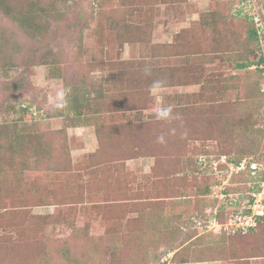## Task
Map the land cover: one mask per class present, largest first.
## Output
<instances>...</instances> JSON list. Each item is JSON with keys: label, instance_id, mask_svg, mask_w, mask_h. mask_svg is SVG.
<instances>
[{"label": "rangeland", "instance_id": "rangeland-1", "mask_svg": "<svg viewBox=\"0 0 264 264\" xmlns=\"http://www.w3.org/2000/svg\"><path fill=\"white\" fill-rule=\"evenodd\" d=\"M55 10L37 39L0 13L17 44L0 60V264H264V199L251 209L257 180L231 162H264V71L236 66L263 53L264 0ZM128 23L145 30L128 40ZM151 67L183 83L143 89ZM104 79L109 109L76 117L67 91ZM248 211L263 215L254 229L228 224Z\"/></svg>", "mask_w": 264, "mask_h": 264}, {"label": "trees", "instance_id": "trees-1", "mask_svg": "<svg viewBox=\"0 0 264 264\" xmlns=\"http://www.w3.org/2000/svg\"><path fill=\"white\" fill-rule=\"evenodd\" d=\"M57 1L69 2L70 0H0V13L5 17L9 18L13 23H15V25L19 29H21L30 38L37 39L40 36L44 37L48 32L51 18L59 16L58 12L55 10L57 6ZM216 18L217 17L213 18V20H216ZM8 30L9 29H7L6 27H0V60H1V56H7L8 58H11V56L8 54L10 52L6 48L8 44H12V46H17L16 42L13 41L12 36L11 35L10 37L8 36ZM144 30H145L144 28H141L138 25H133L128 23L126 25V29H124V32L126 35L129 36L127 38L129 40V38L130 39L133 38L132 36H138L137 34L143 33ZM250 33L254 39H256L257 41L259 40L258 38L259 33L257 29H251ZM263 46H264V42H261V44L258 43L257 45L259 50L262 51H263ZM49 50L50 49H48V52ZM11 53L13 54L14 52ZM12 62L14 63V61ZM129 63L130 62H125L124 65L126 66ZM255 64L257 66L256 68H258V71L261 72L264 71V65H263L264 59L262 55L260 59L257 61L250 59H247V61L240 60L237 62L236 66L237 68H245ZM2 66H5V63H2ZM147 69L149 70L147 74L145 73V70L141 73L142 76L141 82L143 89L146 87L149 89L153 88L152 86L155 81L162 82L160 87L173 86L176 84L183 83L181 74L175 69H171L167 67H163V68L151 67ZM109 81H110L109 79H104L102 80L101 84H99L98 86L93 85L94 82H92V86H88V87L82 84L73 85L67 91L66 106L69 109L73 110L74 115L78 118L82 117L83 115L85 116L83 109H99V108L109 109V103L108 100L106 99L107 95L105 92L106 90L105 86L109 83ZM142 92L138 93L136 100L138 102H146V100L148 101V98H146L145 95H142ZM261 94H264V91H262ZM208 101L209 104L212 105L213 102L215 101V98L213 100H210L209 97ZM138 106L139 105L132 104L130 109H136ZM184 109H200V107L196 106V104H188V106H186ZM96 131L98 136L99 135L101 136L100 126L97 127ZM2 135H6V132L2 130V128L0 127V144L2 145V146L0 145V160L2 158L1 150L4 149L5 147L2 143ZM23 145H28L29 148L34 153H39L42 151L39 147H36L33 144V140L30 136H27L24 139H20V146ZM28 157L30 156L26 155L24 160L22 161L24 165L26 164V160ZM240 161L241 158H237L234 161L231 160V162L232 163L234 162L235 164L239 163ZM256 161L261 162L259 160ZM38 163H40V160ZM250 178L251 180L264 179V174H259L257 177H250ZM262 216L263 215L256 217L258 220L256 226H258L259 220H261ZM256 226H254V228ZM254 228L251 227L248 229V231Z\"/></svg>", "mask_w": 264, "mask_h": 264}, {"label": "built area", "instance_id": "built-area-1", "mask_svg": "<svg viewBox=\"0 0 264 264\" xmlns=\"http://www.w3.org/2000/svg\"><path fill=\"white\" fill-rule=\"evenodd\" d=\"M264 59V46L263 53ZM264 65V64H263ZM223 161L225 159L223 158ZM226 162V161H225ZM235 164V163H234ZM237 171H241L245 173L247 171L250 177H257L259 174H264V162H258L253 159H243L239 163L236 164ZM257 184L259 185L256 191L253 193V200L251 203V209L256 204L262 205V200L264 199V179L257 180ZM256 214L253 212L247 213H237L232 215V218H229L228 224L235 227L234 230L246 232L249 228L256 226L257 218ZM164 264V263H161ZM166 264H171L170 262Z\"/></svg>", "mask_w": 264, "mask_h": 264}, {"label": "clouds", "instance_id": "clouds-1", "mask_svg": "<svg viewBox=\"0 0 264 264\" xmlns=\"http://www.w3.org/2000/svg\"><path fill=\"white\" fill-rule=\"evenodd\" d=\"M148 72H149V70L148 69H145V73L147 74ZM161 83H162L161 81H155L153 83V86L152 87L153 88H158V87L161 86ZM170 111H171V109H164V110H162L159 113V115L162 116V117H167L169 115ZM159 139H160L161 142H163V137H160Z\"/></svg>", "mask_w": 264, "mask_h": 264}]
</instances>
